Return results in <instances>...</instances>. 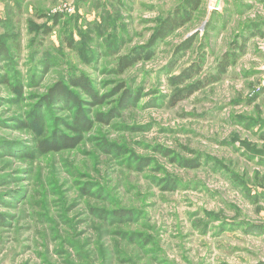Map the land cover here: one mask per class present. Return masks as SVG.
<instances>
[{
	"label": "rangeland",
	"instance_id": "374dc122",
	"mask_svg": "<svg viewBox=\"0 0 264 264\" xmlns=\"http://www.w3.org/2000/svg\"><path fill=\"white\" fill-rule=\"evenodd\" d=\"M192 1L0 0V76L22 89L0 83V264H264V0ZM176 9L186 22L149 48ZM143 47L150 58L118 73ZM226 51L221 78L188 94ZM74 70L105 101L66 87L91 127L34 153L36 139L75 135L73 105L44 102Z\"/></svg>",
	"mask_w": 264,
	"mask_h": 264
},
{
	"label": "trees",
	"instance_id": "16d2710c",
	"mask_svg": "<svg viewBox=\"0 0 264 264\" xmlns=\"http://www.w3.org/2000/svg\"><path fill=\"white\" fill-rule=\"evenodd\" d=\"M193 3V4H192ZM190 4L191 8H196L199 4V0H193ZM186 22V17L180 15V10L176 9L173 12L172 16H167L165 20L163 21V24L161 27L157 30V33L154 35V37L150 40L149 48L158 40H161L163 37H165L169 32H171L174 29H177ZM49 30V28H47ZM252 34L256 33L254 32L255 28H251ZM254 30V31H253ZM193 41V36H190L189 38L185 39L184 42H182L180 45H178L176 51H182L186 48L190 47ZM240 47V46H239ZM148 47H143V49H138L132 52V54L128 55H122L119 57L118 63H117V72L121 73L127 68L131 67L135 62L139 60H147L151 56V50L146 49ZM8 54L7 49L5 46L0 42V56L6 57ZM236 54L232 51H226L222 54L219 63L216 66V71L214 74L204 77L200 81H196L195 83L191 84L188 89L187 93L191 94V92H194L197 89H200L201 87L205 86L206 84L215 82L221 78V76L225 73L227 67L231 65L234 62ZM200 72V68L198 65L191 64L189 67L183 69L178 74L174 75L170 79V83L172 85H179L182 84L184 81L192 79L196 74ZM0 83L9 84V87L11 89H14L18 92H21V86L18 85L17 87H14L9 83L8 76L7 75H1L0 76ZM76 87L80 88V90L88 93L91 95L93 101V104H101L105 101L104 96H97L92 88L91 81L87 76H85L82 73H76L71 72V75L67 78V84L63 83V81L55 83L52 87H50L47 91V95L44 98V102L47 104L51 101H54L55 99H60L61 101H67L70 102L73 107L75 108L76 112L73 114V121L69 125V128L72 130V132L75 135H65L61 133L54 132L52 135V138H45V139H36L33 141L34 153H40L45 154L48 152H56L62 149L67 148H73L76 145H78L81 141V132L87 131L91 127V120L87 119L86 116L83 114V111L79 108L81 101L80 99L76 98L75 96L70 93L66 87ZM122 88V87H120ZM119 89V87H118ZM70 94V95H69ZM186 95V94H185ZM184 95L179 94L177 95L176 100H180ZM130 95L129 93H123V95L119 99V105L120 107L124 106L127 101H129ZM112 114V112H111ZM111 117V115H106L104 113H99L96 115V120L101 123H108V119ZM35 121V120H34ZM33 121V122H34ZM29 122L22 123L23 126H29ZM37 129L38 131L42 128L43 120L39 119L36 121ZM21 126V124H20ZM36 129V130H37ZM166 154V153H165ZM26 156H29V153L26 154ZM181 165H185L186 167H195L199 164V160H187L184 162V160L179 161ZM170 182H166L165 187L168 189H174L175 185H170ZM134 214V211L129 210H118L114 212V218H119L118 216L122 218H129ZM117 216V217H116Z\"/></svg>",
	"mask_w": 264,
	"mask_h": 264
},
{
	"label": "built area",
	"instance_id": "2783aa9c",
	"mask_svg": "<svg viewBox=\"0 0 264 264\" xmlns=\"http://www.w3.org/2000/svg\"><path fill=\"white\" fill-rule=\"evenodd\" d=\"M208 7H209V9H214V10H216L214 4H213V5H209ZM217 9H218V8H217Z\"/></svg>",
	"mask_w": 264,
	"mask_h": 264
}]
</instances>
